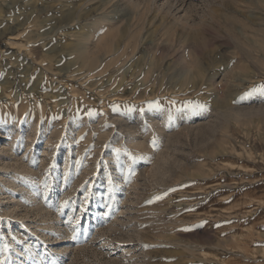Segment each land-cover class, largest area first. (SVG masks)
<instances>
[{
  "label": "rangeland",
  "instance_id": "rangeland-1",
  "mask_svg": "<svg viewBox=\"0 0 264 264\" xmlns=\"http://www.w3.org/2000/svg\"><path fill=\"white\" fill-rule=\"evenodd\" d=\"M53 1L0 0V98L24 94L36 126L0 134L18 147L0 180L12 153L68 175L45 219L0 195V264H38L55 235L41 264H264V0ZM48 119L72 130L52 159Z\"/></svg>",
  "mask_w": 264,
  "mask_h": 264
},
{
  "label": "bare ground",
  "instance_id": "bare-ground-1",
  "mask_svg": "<svg viewBox=\"0 0 264 264\" xmlns=\"http://www.w3.org/2000/svg\"><path fill=\"white\" fill-rule=\"evenodd\" d=\"M51 1H53V0H46V1L44 0V4H50ZM67 1L71 2L73 0H67ZM85 1L88 2L89 0H85ZM125 1H126V3L127 2L133 3V5H135L136 7L139 6L140 3L143 4V2H141L140 0H123V2H125ZM15 2H17V1H15ZM53 2H55V0ZM12 6H13V4H12ZM40 9H42V10H40L41 12H44L45 7L44 6L40 7ZM103 16H104L105 20H103L104 19L103 18L102 20L97 22V24L95 25L96 26L95 29L92 30V31H96L98 29L99 30H103V28L106 26V24L109 23V22L111 23V20H113V18H114V16L111 17L112 19L110 17H108V15H103ZM69 22H70L69 20L67 21L66 19H62L61 22L58 23L59 25L55 26V27H57L56 28L57 30H60V29H62L64 27H66V28L69 27L70 28ZM46 35H48V34H46ZM89 36L87 35V37H89ZM44 39H46V38H44ZM89 40H90V38H89ZM87 45L88 44H86L84 46V48L85 47L88 48ZM80 53H81L79 55L80 59L82 61L85 59V61H86L87 59L85 57V55H86L85 51H83V52L81 51ZM89 67H90V65H89ZM20 95L22 96L21 97L22 99L18 100V97H17L16 94L12 95L9 92L3 90L2 97L0 98V134L3 133L6 136H12L10 131L12 129L13 130L14 129H18L20 126H22V124L27 130L28 129H32L34 127L36 128V126H34L35 124L31 121V119L29 120V118H30V116L28 117L29 114H26V113H28V111L25 113V110H29L27 108L28 106H26L27 102H26V104L23 102L26 98H24V94H20ZM68 100L72 103V101L70 99H68ZM68 100L66 101V103L69 102ZM33 101H34L33 103L36 105V107H39L40 104L38 105L36 99L33 100ZM66 103L64 102V104H66ZM34 104H33V106L35 107ZM68 107L69 106H67V108H65V109L69 110L70 108H68ZM51 108H52V111L54 113V111H56L55 110L56 109L55 106H53ZM39 109H35V110H39ZM42 111H44V110H42ZM30 115H31V113H30ZM40 115H38V116H40ZM68 115H69L70 118L71 117L74 118V116H73L74 114L72 112H71V115H70V112L68 111L67 112V116ZM35 121L36 120H34V122ZM65 122L63 124L60 123V126H58L59 125L58 122H54L52 120L49 122V119L46 120L43 123V124H45V123L46 124H52L53 128L55 127V130L50 132V136L47 139L48 143H40V146L41 145L44 146L43 149H44L45 156H48L50 159H52L53 153L56 151L58 144L65 145V143H63L64 140H66V138H68V136L72 133L71 127L67 126V124H65ZM73 122H74V120H73ZM43 128H44L43 131H41L42 134H44L47 131L46 125ZM81 142H83V141H81ZM26 144L28 145V147L30 149L33 147L32 143H26ZM45 149H47V150H45ZM16 150H18V147L14 143H9V144L3 143V144H1L0 160L2 162H4L5 154L8 153L9 151L11 152V151H16ZM1 152H3V153H1ZM25 156H27V155H25ZM27 158L29 159L30 156H28ZM9 159H10V162H13L15 164H12L11 167H10L12 169V172L10 173L9 177H6L5 180H3V179L0 180V186L2 188H4V190H5L4 193L2 194L1 193L2 189H0V195L1 196L4 195V197L2 198V203H6L8 205H11L14 208L15 207L18 208L19 205L21 206L22 204H24V202H27L28 206L26 204L23 205V207H26L25 209H27V207L32 208L34 210V212L37 213L41 217V219H45L46 217H48V208H50V201H48L49 199L47 198V196H48L47 194L49 193V189H51L52 187L53 188L56 187V185L57 186L59 185V187H62V185L65 183L66 178H67L68 175L67 176L63 175L64 177H62V179H59V181H58V178H56L55 182H52L51 180L44 181L43 178L35 176L33 174V172H31L29 170V166L27 164H24L23 161H21L19 158H17L16 154L12 153V156L9 157ZM65 161L66 162L63 165V171L64 172H66L68 170V162H69L68 159L65 160ZM30 162H33V158H31ZM59 170H60V168L54 166L53 171L55 173H57ZM52 184H54V185L52 186ZM100 192H101V189H100L99 193ZM60 194H61V192H60ZM65 197H66L65 195L61 194L59 196V198H58L59 202L54 203L51 208H53V210H55L56 212L59 210V209L56 210V208H60L61 209L63 207V205H64V202H66L64 200L67 199V198L65 199ZM97 202H98V200H97ZM109 210H110V208L108 207L106 209V212L109 211ZM73 226H75V225H73ZM58 229H59L58 227H55V231L58 230ZM57 240H58V237L55 235V237L53 238V240L51 242H49L48 244L45 243L46 245H52V248L48 247V248L42 249V248H40V246L38 244H34V246L32 247V252H33L32 255H33V258L35 260H32V263L34 261L35 263L41 264L45 260V258H47V257H50L49 261L51 263H56V262H58V260H61V258L63 256V251L62 250H58V243L59 242ZM108 246H110L111 249L114 250L113 254L115 256L121 257V258H123L125 260L130 259V258L133 257L132 253H130L128 251L129 249L127 247H125V246H119V245H116L115 243H110V242L106 243V242H104L103 247H108ZM120 253L127 255L128 258L127 257L125 258V256L120 254Z\"/></svg>",
  "mask_w": 264,
  "mask_h": 264
},
{
  "label": "snow or ice",
  "instance_id": "snow-or-ice-1",
  "mask_svg": "<svg viewBox=\"0 0 264 264\" xmlns=\"http://www.w3.org/2000/svg\"><path fill=\"white\" fill-rule=\"evenodd\" d=\"M159 198V197H158Z\"/></svg>",
  "mask_w": 264,
  "mask_h": 264
}]
</instances>
